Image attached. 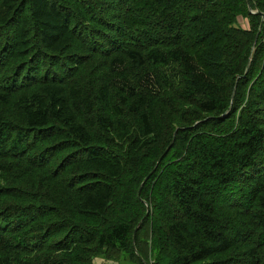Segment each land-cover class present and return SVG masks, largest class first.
Returning a JSON list of instances; mask_svg holds the SVG:
<instances>
[{"label":"trees","instance_id":"trees-1","mask_svg":"<svg viewBox=\"0 0 264 264\" xmlns=\"http://www.w3.org/2000/svg\"><path fill=\"white\" fill-rule=\"evenodd\" d=\"M263 16L0 0V264H264Z\"/></svg>","mask_w":264,"mask_h":264},{"label":"rangeland","instance_id":"rangeland-1","mask_svg":"<svg viewBox=\"0 0 264 264\" xmlns=\"http://www.w3.org/2000/svg\"><path fill=\"white\" fill-rule=\"evenodd\" d=\"M241 24H243L245 27L248 26L247 22H242ZM94 263L95 264H132L130 262L119 263V262H116V261H113V260H105V259H101V258L95 259Z\"/></svg>","mask_w":264,"mask_h":264},{"label":"water","instance_id":"water-1","mask_svg":"<svg viewBox=\"0 0 264 264\" xmlns=\"http://www.w3.org/2000/svg\"><path fill=\"white\" fill-rule=\"evenodd\" d=\"M263 18H264V16H263ZM249 70V66H248V68H247V71ZM174 141H175V137H174V139H173V141H172V143L170 144V146L167 148V150L165 151V153H164V155L160 158V161L163 159V157L169 152V150L171 149V147H172V145H173V143H174ZM159 161V162H160ZM159 164V163H158ZM156 169V168H155ZM154 169V170H155ZM154 172V171H153ZM152 172V173H153ZM151 173V174H152ZM150 174V175H151ZM150 175L144 180V182L142 183V185H141V187H140V189H139V195H140V192H141V190H142V188H143V186H144V184L146 183V181L148 180V178L150 177Z\"/></svg>","mask_w":264,"mask_h":264},{"label":"bare ground","instance_id":"bare-ground-1","mask_svg":"<svg viewBox=\"0 0 264 264\" xmlns=\"http://www.w3.org/2000/svg\"><path fill=\"white\" fill-rule=\"evenodd\" d=\"M81 46V45H80ZM76 59V58H75ZM70 96V95H69Z\"/></svg>","mask_w":264,"mask_h":264}]
</instances>
